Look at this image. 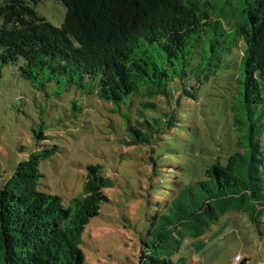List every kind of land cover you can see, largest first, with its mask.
I'll return each instance as SVG.
<instances>
[{"label":"trees","instance_id":"trees-1","mask_svg":"<svg viewBox=\"0 0 264 264\" xmlns=\"http://www.w3.org/2000/svg\"><path fill=\"white\" fill-rule=\"evenodd\" d=\"M42 1L0 0V79L14 66L44 92L77 89L116 105L131 99L133 144L176 141L183 123L174 105L196 99L219 76L233 83L234 150L217 151L199 167L178 148L173 168L153 160L139 262L191 264L181 254L185 240L200 238L231 211L258 225L264 217V0H60L66 7L60 27L38 13ZM138 96L176 103L158 114L155 102L136 105ZM142 106L156 113L147 117ZM52 154L31 153L0 189V264L85 263L83 233L115 183L102 165H90L82 192L65 205L42 189L40 163ZM155 191L154 202L148 194Z\"/></svg>","mask_w":264,"mask_h":264},{"label":"rangeland","instance_id":"rangeland-1","mask_svg":"<svg viewBox=\"0 0 264 264\" xmlns=\"http://www.w3.org/2000/svg\"><path fill=\"white\" fill-rule=\"evenodd\" d=\"M37 11L56 27L66 15L60 0H43ZM231 85L219 76L197 90L196 99H184L180 105L138 96L136 105L155 102L158 114L171 112L174 105L183 123L182 131L173 133L176 141L162 139L151 146L133 144L136 136L128 131L127 121H136L137 107L130 106L131 99L116 105L77 89L58 95L50 86L44 92L23 79L17 67L8 66L0 79V189L31 153L49 149L52 156L40 163L42 189L67 205L82 192L88 166L102 165L115 186L106 190L108 201L83 233L84 264H142L141 241L151 213L145 196L153 164L173 168L177 148L184 160L198 167L217 151L225 155L235 149ZM142 108L147 117L156 113ZM153 183H159L158 176ZM157 187L163 193L148 194L154 202L153 195L167 192ZM181 254L191 264H264V217L255 225L248 215L231 211L200 238L185 240Z\"/></svg>","mask_w":264,"mask_h":264}]
</instances>
